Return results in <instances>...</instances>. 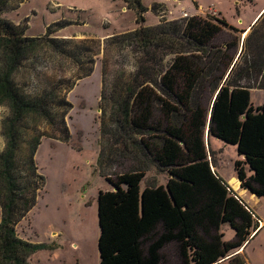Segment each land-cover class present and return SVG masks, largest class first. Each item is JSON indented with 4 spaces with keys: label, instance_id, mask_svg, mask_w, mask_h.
Wrapping results in <instances>:
<instances>
[{
    "label": "trees",
    "instance_id": "obj_1",
    "mask_svg": "<svg viewBox=\"0 0 264 264\" xmlns=\"http://www.w3.org/2000/svg\"><path fill=\"white\" fill-rule=\"evenodd\" d=\"M125 1L138 14L140 26L134 32L143 47L154 43L162 49L178 46L172 65L158 82L164 96L156 95L154 82L153 89L142 87L136 93L134 106L138 114L133 119L128 99L123 100L120 112L125 124L132 122V128H140L141 135L145 134L142 130L164 131L157 144L142 141V150L169 178L166 185H147L144 189L141 183L146 178L145 170L124 173L116 181L107 179L114 190L100 191L98 196L100 264H161L163 251L171 243L180 249L181 264H221L228 257L232 258L230 264H245L238 252L257 233L261 222L213 170L206 132L237 147L244 158L235 165L241 187L264 200V105L255 109L251 88L239 85L242 78L256 74L258 88L264 89V9L239 54L247 61L246 51H253L254 62L232 73L235 59L229 56L235 43L229 42L223 48L213 45L222 31L238 32L225 20L192 16L165 25L161 6L154 5L153 12L161 18V25L143 27L147 12L144 0ZM4 5L5 1H0V48L5 58L0 69V106L7 105L10 116L4 125L5 148L0 152V264H30L32 255L47 246L20 238L17 225L36 206L44 177L35 164L42 137H33L25 144L24 137L31 129L29 119L59 116L64 121L65 113L52 111L49 103H54L53 96L29 100L14 87L11 77L35 49L37 39L24 37L23 29L1 18ZM64 24L47 27L46 36ZM252 38L254 48L249 44ZM57 43H50L52 49H61ZM229 67L232 72L222 85ZM209 81L211 92H216L210 115L200 99ZM127 90L131 98L133 87ZM152 102L161 105L164 130L160 123H150ZM21 145L26 147L25 153ZM104 160L102 157L101 163ZM245 164L252 172L250 177L245 173ZM226 224L235 231L236 240L222 241L219 230Z\"/></svg>",
    "mask_w": 264,
    "mask_h": 264
},
{
    "label": "rangeland",
    "instance_id": "obj_2",
    "mask_svg": "<svg viewBox=\"0 0 264 264\" xmlns=\"http://www.w3.org/2000/svg\"><path fill=\"white\" fill-rule=\"evenodd\" d=\"M4 1L1 18L23 29L24 37L37 39L35 49L11 77L14 87L29 100L53 96L54 103H49L52 111L65 113L64 121L59 116L29 119L31 129L23 143L42 137L35 164L44 177V188L34 209L17 225L19 237L47 246L32 255L30 264H100L98 196L100 191L114 190L107 179L116 181L124 173L145 170L146 178L141 183L144 189L147 185H166L169 178L167 172L155 168L142 150V141L157 144L164 131L142 130L145 134L141 135L140 128H132V122L125 124L120 112L123 100L128 99L130 120L138 114L134 98L142 87L154 86L156 95L164 96L158 82L172 65L178 46L162 49L154 43L143 47L140 36L134 32L140 26L138 14L128 8L125 0ZM143 4L147 12L142 26L151 28L161 25V18L153 12L154 5L161 6L165 25L198 16L223 19L237 30L251 26L264 9V0H144ZM56 23L65 26L46 36L47 27ZM227 31L213 45L223 48L229 42L235 43L229 57L235 59L236 67L233 72V65L228 70L239 72L240 68L249 67L247 62H254V53L246 51L245 58H249L244 61L239 54L248 36ZM253 40L249 41L252 48ZM52 41L58 42L61 49H52ZM2 65L5 58L0 48V69ZM258 79L259 75L254 74L239 82L240 86L251 88V105L255 109L264 105V89L258 88ZM129 86L134 91L131 98ZM215 96L209 81L200 97L209 115ZM151 105L150 123H160L164 130L166 121L161 105ZM9 116L10 108L1 106L0 152L5 148L4 125ZM206 145L213 170L262 223L238 253L245 264H264V200L252 199L247 194L240 196L239 182L231 180L237 176L236 163L244 162V158L236 146L209 137L207 132ZM21 146L25 153L26 147ZM102 157L106 160L101 163ZM244 170L247 177L252 176L248 165H244ZM219 233L223 242L236 240L235 231L227 224L220 227ZM163 255L161 264L183 261L176 243L166 246ZM231 259L228 257L221 264H230Z\"/></svg>",
    "mask_w": 264,
    "mask_h": 264
},
{
    "label": "crops",
    "instance_id": "obj_3",
    "mask_svg": "<svg viewBox=\"0 0 264 264\" xmlns=\"http://www.w3.org/2000/svg\"><path fill=\"white\" fill-rule=\"evenodd\" d=\"M256 20L257 19H255L253 22H252V24H251V26L256 22ZM256 24V23H255ZM254 24V25H255ZM251 26H249V27H247L245 30H240V29H238V32L237 33H240L241 34V36H248L249 35V33L251 32V30H252V27ZM226 32H228L227 30H224V31H222L220 34H223V33H226ZM220 34L216 37V39L214 40V42L216 41V40H218V38H220ZM222 44L224 43V40H222V42H221ZM228 74H229V71L228 72H226V75H225V78H224V80L222 81V85H224L225 83H226V79H228ZM216 97V96H215ZM215 100V99H214ZM213 100V101H214ZM213 105V104H212ZM1 107V106H0ZM211 108H212V106H211ZM211 110V109H210ZM208 133V132H207ZM232 181L234 180L235 181V184L238 182V177L237 176H235V177H233L232 179H231ZM229 185V184H228ZM238 191H239V195L240 196H242V197H244V196H246V194L247 195H249V197L251 198L252 197V199H255V198H257L255 195H252V194H250V192L249 191H247V190H245V189H242V187H241V183H239V188H238ZM258 199V198H257Z\"/></svg>",
    "mask_w": 264,
    "mask_h": 264
},
{
    "label": "water",
    "instance_id": "obj_4",
    "mask_svg": "<svg viewBox=\"0 0 264 264\" xmlns=\"http://www.w3.org/2000/svg\"><path fill=\"white\" fill-rule=\"evenodd\" d=\"M238 182L242 184V182L238 179ZM243 189V188H242Z\"/></svg>",
    "mask_w": 264,
    "mask_h": 264
},
{
    "label": "clouds",
    "instance_id": "obj_5",
    "mask_svg": "<svg viewBox=\"0 0 264 264\" xmlns=\"http://www.w3.org/2000/svg\"><path fill=\"white\" fill-rule=\"evenodd\" d=\"M261 222V221H260ZM262 224V223H261Z\"/></svg>",
    "mask_w": 264,
    "mask_h": 264
}]
</instances>
